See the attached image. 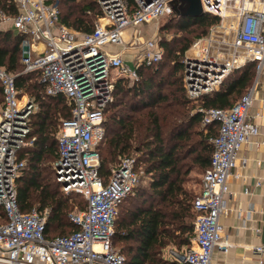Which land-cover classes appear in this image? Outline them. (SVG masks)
<instances>
[{"label":"built area","instance_id":"1","mask_svg":"<svg viewBox=\"0 0 264 264\" xmlns=\"http://www.w3.org/2000/svg\"><path fill=\"white\" fill-rule=\"evenodd\" d=\"M15 15L1 12V24L24 36L23 72L39 73L47 95H63L72 106L57 133L56 179L65 194L77 193L86 207L68 214L76 229L48 237V210L22 211L17 179L25 167L20 151L32 144L31 119L38 104L22 93L16 74L0 67L3 100L0 104V207L7 220L0 224V264H126L114 244L122 202L137 189L144 170L134 156H120L102 175L100 145L106 136L105 111L113 101L118 79L138 81L139 68L163 59L157 37L141 42L137 28L173 13V0H97L102 16L91 33H80L61 22L55 0H13ZM204 12L220 17L207 36L197 38L185 58L187 96L196 99L221 86L235 69L256 62L264 68V0H201ZM131 30L129 40L125 32ZM140 42V43H138ZM36 43L43 50L34 48ZM111 45H122L113 52ZM136 51L132 61L124 53ZM257 80L230 108H200L202 125L216 124L218 132L210 167L203 173L193 200L196 212L191 245L173 258L182 264H211L216 249L228 252L221 217L228 211L229 185L238 153L261 132L250 115ZM264 108V91L261 95ZM264 119L263 114H258ZM248 188L245 192H248ZM259 233L260 230L257 229ZM264 264V245L254 247Z\"/></svg>","mask_w":264,"mask_h":264},{"label":"trees","instance_id":"2","mask_svg":"<svg viewBox=\"0 0 264 264\" xmlns=\"http://www.w3.org/2000/svg\"><path fill=\"white\" fill-rule=\"evenodd\" d=\"M55 1L61 22L80 33H91L102 16L97 0ZM128 1L134 4V0ZM1 12L15 15V2L0 0V15ZM219 22V16L208 12L200 16L180 15L175 27L192 37L186 38L176 51L159 41L163 59L151 66H141L138 81L118 79L113 101L106 108V136L100 145L101 174H107L120 156H134L137 165L150 177L146 188L134 191L142 200L127 206L125 202L134 193L130 194L122 202L116 220L114 244H119L126 264H182L174 258H164L162 253L171 244H191L196 218L193 200L198 192L187 183L191 171L203 174L210 167V139L218 132L216 124L201 127L203 112L199 109L232 107L254 81L256 62H248L232 71L218 90L196 99L187 96L185 63L179 54L183 55L195 38L207 36ZM24 40L23 35L12 30L0 31V67L16 74L18 89L39 106L31 119L32 144L19 153L25 167L17 179L18 202L22 211L47 209L46 234L54 237L76 229L68 217L73 206L70 197L83 199L76 210L85 208L87 202L80 194H65L53 163L44 164L58 157L60 122L71 116L72 106L63 95H47L38 72H23ZM167 52L171 64L165 62ZM2 100L0 82V104ZM6 220L0 207V224Z\"/></svg>","mask_w":264,"mask_h":264},{"label":"crops","instance_id":"3","mask_svg":"<svg viewBox=\"0 0 264 264\" xmlns=\"http://www.w3.org/2000/svg\"><path fill=\"white\" fill-rule=\"evenodd\" d=\"M154 22L145 23L137 28L138 40L156 35L158 28ZM130 36L131 30H126V40H129ZM34 48L43 50L44 45L36 43ZM109 49L119 52L123 50V46L111 45ZM135 52L129 49L124 56L128 61H132ZM255 80H257L258 92L252 101L250 115L253 121L260 126L261 132L251 137L238 153L233 171L239 177L230 176L229 178L232 194L227 197L228 211L222 215L220 220L222 233L230 247L228 252L216 249L211 264H259L260 260L254 247L263 244L264 231V119L258 115H264L261 102V95L264 91V68L260 72L256 69L253 83ZM219 88L220 86L215 90ZM201 127L203 128V125ZM246 188L249 189L248 192H245ZM257 229L260 230L259 233Z\"/></svg>","mask_w":264,"mask_h":264},{"label":"rangeland","instance_id":"4","mask_svg":"<svg viewBox=\"0 0 264 264\" xmlns=\"http://www.w3.org/2000/svg\"><path fill=\"white\" fill-rule=\"evenodd\" d=\"M172 5H173V13L172 14H170L166 17H163L160 20L154 22L156 28H158V32H156V35L154 37H157L161 43H163V44L166 43L169 48L176 51V50L180 49V47L185 43L186 38L192 37V34H186L184 32H181L175 27L176 19L180 16L179 15L180 13L185 12L188 9L189 3L186 0H173ZM6 30L14 31L11 28L10 21L3 22L2 24L0 23V31H6ZM139 35H141V34H139ZM197 38H195L192 41L191 46ZM143 39L144 38H140L139 41L141 42ZM140 42H138V43H140ZM189 49L187 51H185V53L183 55L179 54L180 60L182 62L185 61V58H186L187 54L189 53ZM165 62L171 64L168 52L166 53ZM52 163H53V161H46L44 164H46V165L48 164V165L52 166ZM201 178H202V173L198 172L197 170L191 171V173L189 175V182L187 183V186L190 189H193L195 192H199L200 184H201ZM149 182H150V177L148 175H146V173H143L141 183L137 187V192H138V190H142L143 188H146L148 186ZM137 192H135L134 194H132L131 196L128 197L127 201L125 202V205L130 206V202L136 201V200L137 201L142 200L141 198L138 199ZM70 198L72 199L71 204L73 205L72 211L79 209L83 203L82 197L81 196H71ZM125 205H123V206H125ZM190 245L179 247L176 244H171L170 246H168L163 251L162 256L164 258H171L172 259L174 255H177V253H180L181 251L184 250V248H187ZM117 248L121 249L119 244H117Z\"/></svg>","mask_w":264,"mask_h":264},{"label":"water","instance_id":"5","mask_svg":"<svg viewBox=\"0 0 264 264\" xmlns=\"http://www.w3.org/2000/svg\"><path fill=\"white\" fill-rule=\"evenodd\" d=\"M189 3V7L185 12L179 15L187 16H200L204 13L201 0H186ZM263 245H264V231H263Z\"/></svg>","mask_w":264,"mask_h":264}]
</instances>
